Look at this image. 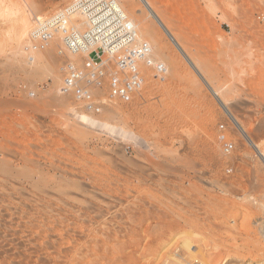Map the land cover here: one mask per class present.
<instances>
[{
	"label": "rangeland",
	"instance_id": "374dc122",
	"mask_svg": "<svg viewBox=\"0 0 264 264\" xmlns=\"http://www.w3.org/2000/svg\"><path fill=\"white\" fill-rule=\"evenodd\" d=\"M72 1H0V264H264V0H119L167 73L100 114L29 48Z\"/></svg>",
	"mask_w": 264,
	"mask_h": 264
},
{
	"label": "built area",
	"instance_id": "2783aa9c",
	"mask_svg": "<svg viewBox=\"0 0 264 264\" xmlns=\"http://www.w3.org/2000/svg\"><path fill=\"white\" fill-rule=\"evenodd\" d=\"M57 32L65 49L81 56V64L68 61L61 67L60 87L79 110L100 114L108 101H132L151 71L155 79H165V63L140 37L119 0H73L36 22L29 48H45Z\"/></svg>",
	"mask_w": 264,
	"mask_h": 264
},
{
	"label": "bare ground",
	"instance_id": "6f19581e",
	"mask_svg": "<svg viewBox=\"0 0 264 264\" xmlns=\"http://www.w3.org/2000/svg\"><path fill=\"white\" fill-rule=\"evenodd\" d=\"M1 1V0H0ZM145 2V4L147 5V7L149 8V11H150V14L154 17V19L158 22V24L160 25V27L164 30V32L167 34V36L169 37V38H171V40H172V42H174V44H176L177 46L179 45V43H178V41L175 39V37H174V35L169 31V29H168V27H167V24L159 17V15H158V13H157V10H155L151 5H150V2H148V0L146 1H144ZM1 3V2H0ZM2 5V4H1ZM80 19H81V17H80ZM27 20L28 19H26V20H24V22H23V25L21 26V28L24 30V32H26L27 31V29L29 28L28 26H29V23L27 22ZM30 22V21H29ZM146 28H148L147 26H146ZM149 35V34H148ZM22 36H24V34L22 33ZM25 39V38H24ZM27 43V42H26ZM63 43V42H62ZM175 45V46H176ZM178 48V47H177ZM7 65V64H6ZM5 67V66H4ZM2 71H8V70H2ZM2 71L0 72V74L2 73ZM1 80V79H0ZM4 80V79H3ZM2 80V81H3ZM5 81V80H4ZM13 81V80H12ZM8 82V81H7ZM6 82V83H7ZM11 83H13V82H11ZM1 85V84H0ZM12 85H14V84H12ZM10 87V86H9ZM12 87V86H11ZM8 89V88H7ZM5 90V89H4ZM1 94V93H0ZM2 96V95H1ZM4 97V96H3ZM10 97H12V96H10ZM6 98H9V97H6ZM2 99V98H1ZM10 99V98H9ZM7 100V99H6ZM12 100H14V98H12ZM8 101V100H7ZM15 101V100H14ZM7 108H9V107H7ZM8 111V110H7ZM6 111V112H7ZM11 111V110H10ZM5 112V113H6ZM6 115H7V113H6ZM12 116V115H11ZM9 118H11V117H9ZM8 119V118H7ZM8 121H10V120H8ZM7 121V122H8ZM11 123V122H10ZM4 125V124H3ZM10 125V124H9ZM5 126V125H4ZM3 126V127H4ZM7 128V127H6ZM10 128V127H9ZM3 129V128H2Z\"/></svg>",
	"mask_w": 264,
	"mask_h": 264
}]
</instances>
